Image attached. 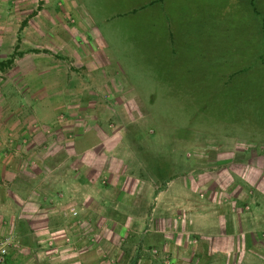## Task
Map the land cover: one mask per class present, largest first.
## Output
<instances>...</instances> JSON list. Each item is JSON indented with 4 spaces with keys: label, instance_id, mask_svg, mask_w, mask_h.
<instances>
[{
    "label": "crops",
    "instance_id": "obj_1",
    "mask_svg": "<svg viewBox=\"0 0 264 264\" xmlns=\"http://www.w3.org/2000/svg\"><path fill=\"white\" fill-rule=\"evenodd\" d=\"M8 2L0 9L18 3ZM166 43L172 57L174 40ZM40 54L21 52L0 68V236L16 243L0 264H264V163L255 149L186 176L125 172L110 111L126 103L94 93L85 77L66 85V66L57 74L50 54L37 65ZM95 57L86 49L74 67L90 74ZM5 68L18 76L5 78Z\"/></svg>",
    "mask_w": 264,
    "mask_h": 264
},
{
    "label": "rangeland",
    "instance_id": "obj_2",
    "mask_svg": "<svg viewBox=\"0 0 264 264\" xmlns=\"http://www.w3.org/2000/svg\"><path fill=\"white\" fill-rule=\"evenodd\" d=\"M17 2L0 9V60L39 52L34 61L43 65L50 54L57 74L66 66V85L79 86L85 77L94 93L125 102L112 107L116 117L110 111L125 148L120 157L130 160L125 172L152 180L186 176L250 159L254 149L257 166L264 163V0ZM86 49L100 59L90 74L74 67ZM8 68L5 78L18 76ZM107 122L94 123L106 130Z\"/></svg>",
    "mask_w": 264,
    "mask_h": 264
},
{
    "label": "built area",
    "instance_id": "obj_3",
    "mask_svg": "<svg viewBox=\"0 0 264 264\" xmlns=\"http://www.w3.org/2000/svg\"><path fill=\"white\" fill-rule=\"evenodd\" d=\"M15 245L16 243L13 241L10 235L0 236V263L4 261L8 249Z\"/></svg>",
    "mask_w": 264,
    "mask_h": 264
},
{
    "label": "trees",
    "instance_id": "obj_4",
    "mask_svg": "<svg viewBox=\"0 0 264 264\" xmlns=\"http://www.w3.org/2000/svg\"><path fill=\"white\" fill-rule=\"evenodd\" d=\"M26 20L23 19L21 22H20V25L18 27V30H20L22 28V26L25 24ZM18 39V38H17ZM17 47V46H16ZM17 54V53H16ZM19 54H21V52H19ZM12 59H13V54L10 55L8 58L6 59H3V60H0V68H4V67H8L11 62H12Z\"/></svg>",
    "mask_w": 264,
    "mask_h": 264
}]
</instances>
